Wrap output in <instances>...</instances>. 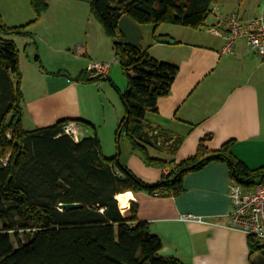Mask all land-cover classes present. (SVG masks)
Listing matches in <instances>:
<instances>
[{"label":"trees","instance_id":"16d2710c","mask_svg":"<svg viewBox=\"0 0 264 264\" xmlns=\"http://www.w3.org/2000/svg\"><path fill=\"white\" fill-rule=\"evenodd\" d=\"M49 0H30L36 22L46 13ZM89 4L92 16L111 40L114 57L127 77V89L120 93L125 117L121 131L132 151L140 154L146 166L165 168L166 162L150 157L139 140L144 128L155 132L154 145L173 155L182 138L171 144L166 130L152 128L148 112L157 113L159 98L170 93L178 67L158 61L145 50L128 44L118 30L126 16L139 26H181L198 30L206 25L216 0H79ZM29 24L6 26L0 21V264H183L175 257L161 258V239L150 224L138 219V206L131 203L121 211L116 195L146 192L156 196H178L182 179L210 162H225L230 179L241 185L264 181V168L248 169L229 152L231 141L215 151L202 142L196 153L176 164L155 184L140 180L120 162V156L106 158L92 125L82 121L60 120L53 125L26 131L21 125L22 75L18 50L6 37L30 36ZM34 60L41 65L39 56ZM84 71L77 82L90 83ZM132 74V75H131ZM89 126L92 137L75 142L65 133L69 123ZM160 142V143H159ZM60 204H80V208L60 209ZM23 237V242L20 240ZM249 256L264 244L247 237Z\"/></svg>","mask_w":264,"mask_h":264},{"label":"crops","instance_id":"0c3cea01","mask_svg":"<svg viewBox=\"0 0 264 264\" xmlns=\"http://www.w3.org/2000/svg\"><path fill=\"white\" fill-rule=\"evenodd\" d=\"M214 4L224 13H235L241 20L264 15V0H216ZM48 16L47 11L43 18ZM209 17L211 22L204 26L205 30L216 23L214 15ZM100 32L94 29L91 34L85 33L81 39L70 40L68 44L62 42L60 36L36 34L37 41L32 48L35 52L38 50L42 65L33 59L36 53L32 60L28 57L22 60L19 55L21 125L24 130L32 131L60 120L89 123L97 134L104 157L111 158L120 156L116 131L125 115L120 116L121 110L110 87L107 89L101 83H112L111 69L118 62H115L111 40ZM192 34L187 37L193 44L178 40L173 31L156 34L159 38L172 39L173 44L156 43L152 34L155 42H151V52L146 51L156 60H168L178 67L170 93L158 99L157 113L148 112L146 121L152 128L166 130L169 144L182 138L173 155L142 143L150 157L172 161L165 168L146 166L138 157L122 164L147 184L157 183L176 164L193 156L201 142L208 150L215 151L231 141L232 156L250 170L264 168V68L261 60L242 39L234 43V53L226 55L221 52L223 37L213 35L212 39L197 41ZM6 38L16 43L15 36ZM95 63L108 64L101 80L82 83L67 78L90 71ZM27 75L32 80L29 89L23 82ZM116 91L122 93L117 88ZM69 124L79 129L83 137H92L89 126ZM151 133L155 136V132ZM156 154L164 157L157 158ZM230 181L225 162H210L184 175L180 195L160 197L146 192H126L130 194L128 204L121 211L131 203L137 204L138 219L149 223L152 233L162 241L158 252L161 258L175 257L183 264H250L247 236L228 227ZM185 215L200 217L202 222L183 220Z\"/></svg>","mask_w":264,"mask_h":264},{"label":"rangeland","instance_id":"374dc122","mask_svg":"<svg viewBox=\"0 0 264 264\" xmlns=\"http://www.w3.org/2000/svg\"><path fill=\"white\" fill-rule=\"evenodd\" d=\"M53 1L54 0L48 1V18H43V16H41L39 20L34 22L33 20L35 19V14L31 8L30 0H0L1 22L9 27L22 26L30 23L27 31L31 34L35 33V35L32 34L33 37L26 35H15L16 43L15 41L13 42L15 43L18 50V56L20 55L22 60H24L25 57H28V59L32 60L34 53L39 55L38 50L35 52L32 48L35 41H37L36 34L42 37H44V34H47L48 36H60L62 37V42L64 41L67 44L70 42V40L81 39V37L85 33L91 34L94 29L101 31L100 33L104 34L103 29L92 16L89 9V4L87 2L79 0H55V2L53 3ZM210 22L211 18L208 17L206 24L208 25V23ZM152 31L153 25H144L142 27V38L140 40V46L145 51L150 50L151 52V42L153 40ZM170 31H173V34H175L176 36L175 38H177L178 40H182L183 43L188 42L190 44H193V41H190L191 39L187 37L189 33H193L192 35L198 38L197 41L202 38L212 39L215 37L209 34L205 30V27H202L198 30H193L174 25H162L157 30L156 34H168ZM155 41L156 43L158 42L156 39ZM29 42L31 43L29 44ZM111 62L113 63V59L111 60ZM169 62L170 61L168 60L166 61V63ZM112 67H114L111 69L112 75L110 76L112 83H110L109 81H103L101 83H103L102 85H105L107 89H109L110 87L117 106L119 110H121L122 115L120 116H124L125 107L122 103V100L120 99V93L116 91V88L122 93L125 92V90L127 89V77L122 73L119 65L116 64ZM23 82L25 88H31V77L27 75V77L24 78ZM119 151L121 164H126L130 162V160L134 161V157H138V159L141 158L138 152L131 150L128 141L124 137H121V140L119 142ZM156 157L161 158L164 156L156 154ZM20 240L21 242H23L22 236H20Z\"/></svg>","mask_w":264,"mask_h":264},{"label":"built area","instance_id":"2783aa9c","mask_svg":"<svg viewBox=\"0 0 264 264\" xmlns=\"http://www.w3.org/2000/svg\"><path fill=\"white\" fill-rule=\"evenodd\" d=\"M210 14L216 19L215 25L206 28L212 35L223 37V54L234 53V43L242 39L247 48L256 55L264 68V15L241 20L235 13H224L221 8L213 4ZM115 62H118L115 59ZM108 64L95 63L91 66L89 78L105 76ZM66 134L78 142L83 137L72 124L64 127ZM156 134V133H155ZM79 135V136H78ZM160 143V142H159ZM228 196L231 203L228 227L247 237H254L264 244V181L253 185H241L231 179ZM183 220L202 222L200 217L185 215Z\"/></svg>","mask_w":264,"mask_h":264},{"label":"water","instance_id":"95a60500","mask_svg":"<svg viewBox=\"0 0 264 264\" xmlns=\"http://www.w3.org/2000/svg\"><path fill=\"white\" fill-rule=\"evenodd\" d=\"M118 30L123 35V37L126 39L127 43L132 45L135 48H140V40L142 38V29L141 26L134 23L131 19H129L126 16H122L118 21ZM158 42L163 44H173V40L169 38H157ZM109 80V78H107ZM120 99L122 100L121 96ZM122 103L125 107V104L122 100ZM127 121V117H125V122ZM70 136L72 137V133L69 132ZM68 134V135H69ZM121 135V131L118 132L117 138L119 139ZM139 140L152 147L154 145L153 135L150 132L149 129L144 128L140 135ZM80 204H60V209H74V208H80ZM250 264H264V249H262L259 252L254 253L250 258Z\"/></svg>","mask_w":264,"mask_h":264},{"label":"bare ground","instance_id":"6f19581e","mask_svg":"<svg viewBox=\"0 0 264 264\" xmlns=\"http://www.w3.org/2000/svg\"><path fill=\"white\" fill-rule=\"evenodd\" d=\"M129 196L130 194L128 193L116 195L115 198L118 202L120 209H124L125 207H127Z\"/></svg>","mask_w":264,"mask_h":264},{"label":"flooded vegetation","instance_id":"af4514ba","mask_svg":"<svg viewBox=\"0 0 264 264\" xmlns=\"http://www.w3.org/2000/svg\"><path fill=\"white\" fill-rule=\"evenodd\" d=\"M153 140H154V136H153Z\"/></svg>","mask_w":264,"mask_h":264}]
</instances>
